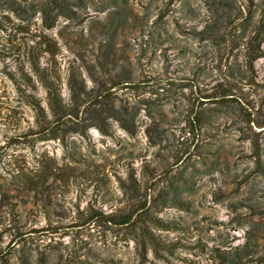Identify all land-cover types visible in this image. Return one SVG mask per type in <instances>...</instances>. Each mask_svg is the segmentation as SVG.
Listing matches in <instances>:
<instances>
[{
	"label": "rangeland",
	"instance_id": "374dc122",
	"mask_svg": "<svg viewBox=\"0 0 264 264\" xmlns=\"http://www.w3.org/2000/svg\"><path fill=\"white\" fill-rule=\"evenodd\" d=\"M47 2L0 0V264H264V129L258 170L237 107L216 102L228 65L239 73L241 29L206 37V0ZM34 65L67 102L72 71L89 95L107 93L102 115H134L135 133L113 119L111 135L33 133L25 93L49 112ZM254 67L264 85V57ZM80 116L100 121L82 106Z\"/></svg>",
	"mask_w": 264,
	"mask_h": 264
},
{
	"label": "trees",
	"instance_id": "16d2710c",
	"mask_svg": "<svg viewBox=\"0 0 264 264\" xmlns=\"http://www.w3.org/2000/svg\"><path fill=\"white\" fill-rule=\"evenodd\" d=\"M174 0H168L169 3ZM209 16L202 26L201 32L207 36H214L223 30V37L229 39V36L234 34L237 28L241 29L242 39V64L239 65L238 75H236L234 64L228 65V73L224 75L225 83L218 85V99L216 102H229L237 107V115L239 121L245 124L242 128L244 140H249L251 143L252 154L256 160L258 170L262 169L260 158L259 132L264 129V111L263 103H257L252 95H256L258 91H263L264 85L256 79L254 62L256 59L264 57V0H247L246 9H241L237 6V0H206ZM69 0H48L45 7L48 9H67ZM59 14V13H57ZM116 23L121 24V16H116ZM232 52V47L229 48ZM236 63L237 58L233 59ZM238 64V63H236ZM33 70L38 75L42 85L46 89V103L49 112H46L41 101L32 93H25V101L32 107L35 114V122L37 128L33 133H37L41 138H52L63 141L67 134L78 133L81 136H86L87 128L94 126L101 133L111 135V125L108 122L113 119L118 122V126L126 130L129 134L135 133L134 115L131 116L130 123L123 121L120 112L110 106L108 113H103V101L107 99L108 94L98 92L90 94L86 90L83 79L79 78L78 83H75L76 75L70 73L68 86L71 94V101L67 102L63 99L61 89L56 83L55 77L45 68H40L34 65ZM80 76V75H79ZM78 78V77H77ZM111 80H113L111 78ZM110 80V81H111ZM131 78L112 83L111 86L123 84L130 86ZM240 90V95L236 96L234 91ZM91 93V92H90ZM86 96L83 97V96ZM264 100V97H263ZM86 110L99 111L100 121L86 124L80 116V107ZM102 109V110H101ZM193 126L199 124L198 112H193L191 121ZM144 207H139L142 210ZM137 209V210H138ZM141 214V211L138 212ZM94 217L102 219L106 223L127 226L134 222L133 213H101L95 212Z\"/></svg>",
	"mask_w": 264,
	"mask_h": 264
}]
</instances>
